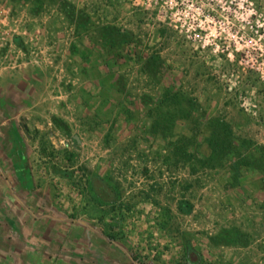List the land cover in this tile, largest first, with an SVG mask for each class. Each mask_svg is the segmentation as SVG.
Listing matches in <instances>:
<instances>
[{"label": "rangeland", "instance_id": "1", "mask_svg": "<svg viewBox=\"0 0 264 264\" xmlns=\"http://www.w3.org/2000/svg\"><path fill=\"white\" fill-rule=\"evenodd\" d=\"M65 1L78 22L58 7L35 11L24 0H0L11 11V28L22 15H63L64 35L72 39L75 33L71 63L81 64L95 82L90 97H83V112L95 117L85 118L82 129H28L41 191L29 201L33 214L23 218L33 227L25 238L41 253V264H95L89 251L107 256L99 264H186L193 248L202 264H264V175L244 169L237 177L176 152L183 140L189 151L201 144L199 152L207 156L203 144L212 121L228 125L252 159L264 150V0H189L173 9L129 0ZM106 31L114 44L103 38L94 46ZM36 36L43 47L56 48L58 62L50 31L25 39ZM25 39L8 41L20 47ZM113 46L121 48L118 57ZM58 69L48 90L66 92L74 76ZM120 76L124 94L112 90ZM167 89L182 90L197 110L192 122L165 139L151 131L144 105L148 97L155 104ZM123 107L130 109L129 121ZM113 191V204L100 200L108 193L116 197ZM5 193L3 200L13 202ZM107 236L115 238L112 244Z\"/></svg>", "mask_w": 264, "mask_h": 264}, {"label": "crops", "instance_id": "2", "mask_svg": "<svg viewBox=\"0 0 264 264\" xmlns=\"http://www.w3.org/2000/svg\"><path fill=\"white\" fill-rule=\"evenodd\" d=\"M54 17L58 21L60 19L62 23L54 25V22H51L55 19ZM19 18H22L19 26L13 25L8 39L10 40L16 36L22 38L24 36L25 39L27 35L30 36L40 31L49 30L52 39L57 41L59 51L57 63L59 68L65 69L74 76L71 85L65 90L66 92H63L57 88L49 91L48 88L52 83L51 74L32 68H25L18 72L6 70L0 74V175H4L5 172L8 173L7 179L0 176V185L2 183L6 185L4 192H0V210L9 213L12 216L11 220H15V222L9 221L8 223L7 220L0 219V264H41V257L39 258L41 253L34 252L36 249L33 247L32 242L25 238V234L27 237L29 232L33 231V227H28L26 224L27 218H23V216L29 217L33 214L28 209L29 201L36 198L41 190H38L35 178L34 189L30 187L33 189L31 191L20 185L19 177L14 170V163L9 159L12 153V138L9 135V129H22L20 134L25 138L29 157V139L32 134L28 129H57L53 121L54 118L60 119L71 129L73 127L82 129L84 126L81 123L84 120L95 117L94 114L83 112L85 99L90 97V91L95 86V82L93 83L91 79L85 77L82 72L84 68L81 67V64L71 63L70 46L75 42V33L74 38H66L63 15L56 12L43 18L26 16L24 19L23 15ZM48 38H51V36H48ZM42 40H44V37ZM80 71L82 74H80ZM58 82L59 80L56 81V83ZM86 84H90V86L86 88ZM75 86L78 87V91L73 89ZM83 87L86 88L85 91ZM83 97L88 98L83 100ZM82 117L83 119H81ZM29 164L32 169L31 159ZM43 190L45 194V189ZM3 193L7 194V197L13 202H5L2 196ZM6 232L8 236L1 239L3 236L1 234ZM87 254L88 258L95 264L107 260V256H103L98 251H89ZM33 255L36 256L34 260Z\"/></svg>", "mask_w": 264, "mask_h": 264}, {"label": "trees", "instance_id": "3", "mask_svg": "<svg viewBox=\"0 0 264 264\" xmlns=\"http://www.w3.org/2000/svg\"><path fill=\"white\" fill-rule=\"evenodd\" d=\"M30 3L35 11L46 7H58L60 13H62L69 21L78 22V16L76 14L75 7L68 1L65 0H24ZM35 15V13L32 11ZM102 35L92 40L94 46L102 43V39L108 43L114 44V38L110 37L106 32H102ZM123 33L120 32V35ZM117 46V44L115 45ZM113 46L109 50H112L114 55L118 57L120 47L118 49ZM120 48V49H119ZM82 60H88L86 57H82ZM85 72V71H84ZM114 74L111 73L110 76ZM126 89V83L123 77H118L116 83L112 86V90L124 94ZM150 104V105H149ZM151 97H148V102L144 105L147 110V118L149 121V127L156 135H159L165 139L177 132L179 125L182 123L192 122L194 119V113L197 110L195 100L189 99L188 96L182 90L172 91L170 89L162 92L159 98L155 100V104ZM126 113V120L132 119L130 109L121 108ZM54 124L66 131L67 125L58 118L53 119ZM211 129L210 136L205 139L204 144L207 146L209 154L205 157L200 154L199 149L202 147L201 144L193 146V151H189L190 143L179 140L176 143V149L178 154L183 156H190L197 163L201 164L204 168H227L230 172L234 173L237 177L240 176L241 172L245 170H254L259 174L264 175V150L257 152L258 158L252 159L249 154H246L244 150L246 147L244 144H240L234 137L232 130L228 125L220 121H212L209 124ZM22 129H9V135L12 138V153L9 159L14 163V170L19 177L20 185L27 190L34 189V177L32 169L29 164L30 157L27 153V144L25 138L20 134ZM25 132L27 130L25 129ZM78 143L76 140H74ZM192 147V148H193ZM5 184L0 185V192H3ZM30 187H33L31 189ZM115 194L116 192L113 191ZM112 197L108 193V197H100L102 202H111L113 204L117 198ZM109 199V200H108ZM190 208V207H189ZM188 209V207H186ZM180 210H183L180 206ZM0 219L15 222L11 220L12 216L9 213H4L0 210ZM108 241L114 242L113 236H107ZM132 259L137 261V256L133 255ZM186 264H202V254L197 252L196 249H190L185 254ZM143 264V263H139Z\"/></svg>", "mask_w": 264, "mask_h": 264}, {"label": "built area", "instance_id": "4", "mask_svg": "<svg viewBox=\"0 0 264 264\" xmlns=\"http://www.w3.org/2000/svg\"><path fill=\"white\" fill-rule=\"evenodd\" d=\"M134 5L151 7L160 4L174 6L185 5L189 0H129ZM10 10L0 6V74L3 71L18 72L25 68H32L56 76L58 72V52L55 47L45 48L40 44L38 36L30 37L23 41L22 46H17L13 41H8L11 33Z\"/></svg>", "mask_w": 264, "mask_h": 264}, {"label": "water", "instance_id": "5", "mask_svg": "<svg viewBox=\"0 0 264 264\" xmlns=\"http://www.w3.org/2000/svg\"><path fill=\"white\" fill-rule=\"evenodd\" d=\"M75 140H76L79 144L81 143V141H80V139H79L78 136H75Z\"/></svg>", "mask_w": 264, "mask_h": 264}]
</instances>
